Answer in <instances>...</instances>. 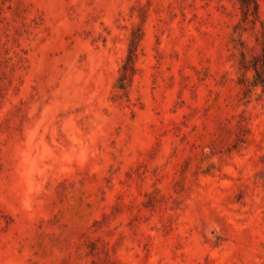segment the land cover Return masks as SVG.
<instances>
[{
	"label": "rangeland",
	"instance_id": "1",
	"mask_svg": "<svg viewBox=\"0 0 264 264\" xmlns=\"http://www.w3.org/2000/svg\"><path fill=\"white\" fill-rule=\"evenodd\" d=\"M252 1L0 0V264H264Z\"/></svg>",
	"mask_w": 264,
	"mask_h": 264
},
{
	"label": "trees",
	"instance_id": "2",
	"mask_svg": "<svg viewBox=\"0 0 264 264\" xmlns=\"http://www.w3.org/2000/svg\"><path fill=\"white\" fill-rule=\"evenodd\" d=\"M243 7H244V11H245V17L249 16L251 10L253 7H255V9L257 8L256 5V1H252V0H241ZM140 42L141 39H132V44H131V48H130V54L127 57V62L124 65L125 69L127 68H131L132 70V64L134 63V57L136 56V51L138 49V47L140 46ZM264 55V52L263 54ZM129 70V69H128ZM128 72V71H127Z\"/></svg>",
	"mask_w": 264,
	"mask_h": 264
}]
</instances>
